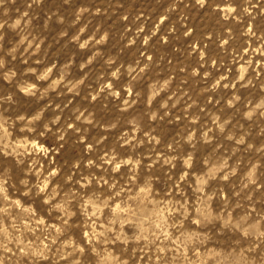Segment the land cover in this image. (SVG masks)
Wrapping results in <instances>:
<instances>
[{"label":"rangeland","instance_id":"rangeland-1","mask_svg":"<svg viewBox=\"0 0 264 264\" xmlns=\"http://www.w3.org/2000/svg\"><path fill=\"white\" fill-rule=\"evenodd\" d=\"M0 264H264V0H0Z\"/></svg>","mask_w":264,"mask_h":264}]
</instances>
